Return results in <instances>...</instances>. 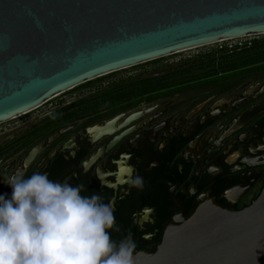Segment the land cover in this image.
<instances>
[{"label":"flooded vegetation","instance_id":"obj_1","mask_svg":"<svg viewBox=\"0 0 264 264\" xmlns=\"http://www.w3.org/2000/svg\"><path fill=\"white\" fill-rule=\"evenodd\" d=\"M138 82V94L38 108L32 119L1 128L0 194L11 196L3 179L12 174L84 183L83 195L114 200L119 230L111 238L130 237L133 253L155 252L168 226L208 201L250 207L264 190V62L234 77Z\"/></svg>","mask_w":264,"mask_h":264},{"label":"water","instance_id":"obj_2","mask_svg":"<svg viewBox=\"0 0 264 264\" xmlns=\"http://www.w3.org/2000/svg\"><path fill=\"white\" fill-rule=\"evenodd\" d=\"M264 35V0H0V125L96 79ZM133 264H264V190L166 228Z\"/></svg>","mask_w":264,"mask_h":264},{"label":"clouds","instance_id":"obj_3","mask_svg":"<svg viewBox=\"0 0 264 264\" xmlns=\"http://www.w3.org/2000/svg\"><path fill=\"white\" fill-rule=\"evenodd\" d=\"M3 183L12 192L0 194V264H133L134 241L111 238L119 230L113 199L83 195L84 183L47 173L12 174Z\"/></svg>","mask_w":264,"mask_h":264},{"label":"rangeland","instance_id":"obj_4","mask_svg":"<svg viewBox=\"0 0 264 264\" xmlns=\"http://www.w3.org/2000/svg\"><path fill=\"white\" fill-rule=\"evenodd\" d=\"M254 42H258L262 48H264V35L262 36H255L249 38H243L239 40H231L226 42H221L218 44H214L211 46L194 49L191 51H186L180 54L172 55L160 60H156L150 63H146L143 65H139L133 68H129L108 76H104L102 78L96 79L89 84H84L79 86L69 92H66L60 95L58 98L46 103L44 106L38 109V111L44 110H55L60 107L69 106L73 103L80 101V99H91V98H98L102 97L112 91H117V89L123 88L125 89L128 84L138 82L140 79H144L147 77L152 76H164L167 74L174 75L171 78H180L182 80L193 78L194 76L204 72V70L196 71L193 73L185 72L184 69L196 65L193 61L194 58L199 57L200 55L211 54L212 58L219 59L218 62L215 63V67H224L226 62H222L221 60V53L220 50L222 48H228L229 50L233 49H244L245 47H253ZM249 76V75H248ZM247 77V75H246ZM193 82V81H192ZM199 83H207L206 86H198ZM209 83L207 82H194L192 85V89L189 92H194L196 89L199 88H208ZM214 83V82H213ZM196 92V91H195ZM188 93V92H186ZM37 115V111L26 115L21 118H17L13 121L0 125L1 128H9L14 127L17 125L22 124L24 121L32 119Z\"/></svg>","mask_w":264,"mask_h":264},{"label":"trees","instance_id":"obj_5","mask_svg":"<svg viewBox=\"0 0 264 264\" xmlns=\"http://www.w3.org/2000/svg\"><path fill=\"white\" fill-rule=\"evenodd\" d=\"M221 60L226 62L224 67H215V63L219 59L212 58L211 54L200 55L193 59L196 65L189 66L184 69L185 72L193 73L196 71L204 70V72L194 76L193 78H205V79H217V78H227L234 77L238 75V72L245 70L247 67H250L256 63L264 62V48L260 46L258 42H254L253 47H245L244 49H233L229 50L228 48H222L220 50ZM174 75L167 74L164 76H152L147 78H171ZM89 84V83H88ZM144 87H152L154 84L143 83ZM140 83L135 82L128 84L125 89L120 88L117 91H112L107 94H138L140 93Z\"/></svg>","mask_w":264,"mask_h":264},{"label":"bare ground","instance_id":"obj_6","mask_svg":"<svg viewBox=\"0 0 264 264\" xmlns=\"http://www.w3.org/2000/svg\"><path fill=\"white\" fill-rule=\"evenodd\" d=\"M59 96H60V95H59ZM59 96H57V97H55V98H58ZM55 98L48 100V102L54 100ZM48 102H47V103H48ZM37 109H38V108H37ZM35 110H36V109H35ZM35 110H33V111H35ZM33 111H31V112H33ZM31 112H28V113H26V114H24V115H21V116L17 117V118L23 117V116H25V115H27V114H29V113H31ZM15 119H16V118H15Z\"/></svg>","mask_w":264,"mask_h":264}]
</instances>
